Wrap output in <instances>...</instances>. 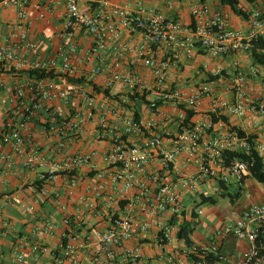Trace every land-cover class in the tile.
<instances>
[{
  "label": "built area",
  "instance_id": "obj_1",
  "mask_svg": "<svg viewBox=\"0 0 264 264\" xmlns=\"http://www.w3.org/2000/svg\"><path fill=\"white\" fill-rule=\"evenodd\" d=\"M114 1L0 0L2 5H12L16 16L14 22L7 24L5 33L0 32V67L11 63L15 68L51 74L39 78L26 75L27 81L14 88L5 130L0 133V160L7 166L12 154L2 150L1 143L8 144L12 152H22L21 129L43 101L51 97V92L64 100L78 95L85 107L76 109L71 120L61 122L55 111L46 109L48 128L57 132L64 127L79 131L93 115L90 93L82 83L67 80L78 78L79 71L73 30H82L91 38V45L83 53L84 64L90 63L87 71L91 75L103 74L106 88L118 83L121 102L137 99L148 113L142 117L132 110L125 116L121 107H109L99 115L97 139L109 137L110 148L101 155L102 166L95 170L82 193L74 195L77 180L72 171L91 167L95 151L63 154L50 163L39 159L46 166L41 183L70 176L64 189L50 191L63 215L58 220H37L33 234H60L55 245L21 237L13 249L12 262L264 264V254H259L264 246L255 244L258 230H264V200L243 208L238 218L213 230L205 242L186 245L177 236L183 219L193 226L198 218V195L203 184L220 180L227 186L239 187L243 178L249 176L252 159H228L229 152L249 154L253 150L264 165V61H253L249 52L253 40L264 39V0L254 2L256 5L246 12L243 29H232L223 13L205 0H193L188 25L161 13L148 11L143 16ZM54 4L60 9L62 30L46 37L48 46L52 39H56V44L48 55L42 56L41 40L32 36L30 23L50 20ZM166 4L170 6L171 0ZM124 28L137 31L143 41L129 45L120 40L119 33ZM198 49L211 56L234 54L233 72L222 74V68L215 66L204 79L189 85L169 79L171 65L180 67L181 60L190 58ZM102 50L107 57L95 62L94 56ZM126 53L134 59L136 68L124 60ZM240 53L247 54L249 65L235 57ZM139 68L148 73L147 78ZM220 77L226 80L223 91L218 89ZM57 78L68 82L64 89L56 84ZM186 111L193 112L187 120ZM197 114L200 116L195 118ZM221 116H234V125ZM36 160L35 155H27L23 164L28 167ZM41 193H46L44 186ZM72 196L78 205L68 214L65 203ZM97 198L111 208L107 224L85 228L79 222L83 216L80 205L92 211L98 205L94 201ZM1 208L0 204V213ZM25 208L34 210L32 204ZM224 234L244 239L248 246L235 257L234 253L223 254L219 239ZM25 248L31 256L29 260L25 258Z\"/></svg>",
  "mask_w": 264,
  "mask_h": 264
},
{
  "label": "crops",
  "instance_id": "obj_2",
  "mask_svg": "<svg viewBox=\"0 0 264 264\" xmlns=\"http://www.w3.org/2000/svg\"><path fill=\"white\" fill-rule=\"evenodd\" d=\"M166 1L167 0H115L114 3L123 4L134 11L142 13L143 16H146L145 14L148 13V11L161 13L179 20L183 25H188L191 20L190 6L193 0H171L170 6H167ZM205 1L208 2L212 8L220 10L223 13L228 21V25L232 29H243L245 27V20L243 18L238 20V16L234 14L229 7L221 5L219 0ZM257 1L258 0H256L255 3ZM239 2L245 12L250 11L252 7L256 5L254 3H247L243 0H239ZM53 9V16L50 20L46 22L33 20L30 23L32 36H36L37 39L41 40L39 49L41 50L40 54L42 56L48 55L50 53V48L52 49L56 44V39H52L50 46H48L44 42L46 37L50 33L62 30V18L59 16L60 9L59 7L57 8L56 4L53 5ZM15 20L14 7L12 5L0 4V32L4 34L7 24ZM64 38L70 40V38L65 36ZM119 38L129 45H136L143 41L142 36L137 31H130L125 28L120 31ZM73 39L77 43V52L75 54V62L79 70L77 72V77L82 79L80 83H82L83 88L90 93L93 115L89 121L84 123L79 131L73 132V130L64 127L62 131L57 132L56 129L48 128L46 122L48 124L49 119L46 109L55 111L58 116V122H61L71 120L72 114L76 109L85 107V101L78 95H75L74 99L68 98L64 100L53 91L51 92V97L43 101L35 110L33 116L25 124V127L21 129L23 139L22 152H12L8 144L1 143V149L10 151L12 155L9 166H7L3 160H0V204L2 205L0 213V264H14L11 260L13 249L15 244L20 241L21 237L34 238L48 245H55L60 234V231H54L51 235L36 236L33 234V225L37 220H43L45 218L58 220L63 215L58 205L52 200L50 191L57 192L64 189L68 184L70 176H58L53 182L46 183L44 181L40 185V183L36 181L41 179L45 174L46 166L43 164L42 160L40 161L39 159L42 158L46 163H50L57 161L63 154H81L95 151L91 167L81 166L72 171L74 173L73 176H75L77 180V184L74 187V195L78 192L82 193L86 190L87 182L91 180L90 177L94 174L95 170L102 166L100 162L101 155L110 148L111 140L109 137H105L102 140L97 139L96 130L98 128L99 115L105 113L109 107H114L116 109L121 107L125 116L132 110L142 115V117L148 116L147 109L139 100L130 99L129 101L121 102L122 92L118 83L106 88L103 85V74L91 75L87 71L90 63L84 64L83 53L91 45V38L89 35L82 30L78 31L76 29L73 30ZM94 57L96 59L95 62H99L107 57V53L105 50H102ZM235 57L240 58L245 66L250 64V58L245 53H240ZM124 60L132 67L136 68L134 59L128 53L124 55ZM233 60L234 54L211 56L198 49L190 58L182 59L180 67L176 68L171 65L168 77L176 83L189 85L204 79L207 73L211 72L215 66L221 67L223 71L222 74L228 75L233 72ZM203 65H205L204 68L202 67ZM22 70L21 68H15L11 63L0 67V133L5 130L8 112L13 104L14 88L28 79ZM139 70L143 72L145 78L148 77L146 71H143L142 68H139ZM219 80L220 86L218 89L223 91L226 80L222 79V77H220ZM55 82L61 89H64L68 84L66 80L60 78H57ZM91 84L101 89H106L108 95L103 96L101 93L93 91ZM202 108L203 110L206 109L205 103ZM199 116L200 114H197L194 117L198 118ZM226 118L231 125H234V116H226ZM27 155H35L38 160L26 167L23 161ZM245 184L253 191L264 189V182H258L250 176L244 177L242 185L239 187L233 184L228 185V188L232 192H238V195L233 202L229 201L233 208H225V215H232L235 219L239 217L242 208H237L236 202ZM43 186L46 188V193L44 195L41 193ZM215 189H219L215 182L208 181L200 187V192L205 195H211L209 192ZM186 194V197L189 196V193ZM35 201L39 202L35 203ZM94 201H96L98 205L96 209L92 211H88L87 207L80 205L83 216L79 222L85 228H97L107 224L108 212L111 208L106 207L105 203L103 205V200L101 198L94 199ZM26 204H32L34 210L25 208ZM65 204V212L68 214L73 213L75 207L78 205L75 203V196H72ZM208 210L210 209H207V211ZM199 222L200 214L193 222V231H195V225L199 224ZM225 223L226 220H222L219 214H214L206 228L195 231L194 236L190 238L191 242H205L213 230L221 228ZM247 246L248 242L246 240L233 237L231 234H224L219 239V251L226 255H232L234 253L235 257L240 250ZM24 250L26 252L25 258L29 260L31 256L27 248ZM44 259H46V257H41V260Z\"/></svg>",
  "mask_w": 264,
  "mask_h": 264
},
{
  "label": "trees",
  "instance_id": "obj_3",
  "mask_svg": "<svg viewBox=\"0 0 264 264\" xmlns=\"http://www.w3.org/2000/svg\"><path fill=\"white\" fill-rule=\"evenodd\" d=\"M247 3H254L256 0H243ZM220 4L223 6H227L230 8V10L242 18L246 17V12L242 9L239 0H219ZM249 52L252 57V60L255 62L262 63L264 61V39H256L253 40L249 47ZM22 72L31 77L32 75L39 78V77H45L50 76L51 74L45 73L43 70L39 69H28V70H22ZM68 82L76 83L82 81L80 77L78 78H68ZM92 89L97 92L101 93L103 96L108 95V91L106 89H101L98 86L91 84ZM193 115L192 111H186L185 119H189ZM134 117L136 118L137 115L135 114ZM223 121H227L225 117H220ZM213 121H216L215 118L212 119ZM232 157H240L245 160H251L252 159V165L249 167V176L254 178L258 182H264V165L262 163L261 156H259L255 151H251L249 154L239 153V152H229L228 159ZM227 159V160H228ZM37 183H41V180H37ZM35 182V183H36ZM216 185L221 189L220 194L224 196V194L228 195L229 201L233 202L234 199L237 198L238 192H228V186L225 185L222 181L218 180L216 181ZM199 201L197 203H215V198L211 195H205L203 193H200L199 195ZM193 231V226L191 221H187L183 219L182 224L180 225L179 231L177 232V236L179 238H183L186 245H190L192 242L190 240V233ZM261 243L264 246V230L261 228L257 232V236L255 238V244ZM259 254H264V248L259 249Z\"/></svg>",
  "mask_w": 264,
  "mask_h": 264
},
{
  "label": "rangeland",
  "instance_id": "obj_4",
  "mask_svg": "<svg viewBox=\"0 0 264 264\" xmlns=\"http://www.w3.org/2000/svg\"><path fill=\"white\" fill-rule=\"evenodd\" d=\"M238 16V15H237ZM234 17V16H233ZM236 17V16H235ZM238 20L242 19L241 16L237 17ZM207 58V57H206ZM235 189V188H234ZM221 189H215L211 192H209L216 200L214 204L210 203H201L198 204V209L201 210L200 213V222L199 224L195 225V231L201 230L206 228L207 224L212 220L214 214H219V217L222 220H226V223L233 221L235 218H233L232 215H225V208L232 209L233 207L229 203V198L227 194H224L222 196L220 194ZM228 192H232L230 189H228ZM264 200V189L260 191H253L252 189H249L247 184L244 185L243 190L240 191V197L237 200V208H245L249 204L261 202ZM235 207V206H234ZM207 209H210L207 211ZM241 209V210H242ZM195 231H193L190 234V238L194 236Z\"/></svg>",
  "mask_w": 264,
  "mask_h": 264
}]
</instances>
